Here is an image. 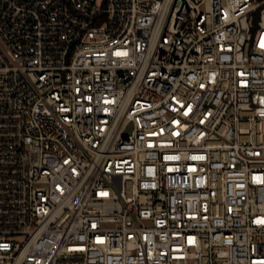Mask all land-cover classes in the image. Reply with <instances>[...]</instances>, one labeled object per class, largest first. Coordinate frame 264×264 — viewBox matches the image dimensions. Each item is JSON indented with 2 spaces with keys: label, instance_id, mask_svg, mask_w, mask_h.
Returning a JSON list of instances; mask_svg holds the SVG:
<instances>
[{
  "label": "built area",
  "instance_id": "built-area-1",
  "mask_svg": "<svg viewBox=\"0 0 264 264\" xmlns=\"http://www.w3.org/2000/svg\"><path fill=\"white\" fill-rule=\"evenodd\" d=\"M0 264H264V0H0Z\"/></svg>",
  "mask_w": 264,
  "mask_h": 264
}]
</instances>
